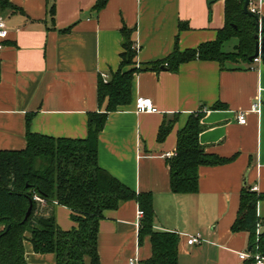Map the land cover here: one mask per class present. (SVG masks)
Returning a JSON list of instances; mask_svg holds the SVG:
<instances>
[{"label": "crops", "instance_id": "0c3cea01", "mask_svg": "<svg viewBox=\"0 0 264 264\" xmlns=\"http://www.w3.org/2000/svg\"><path fill=\"white\" fill-rule=\"evenodd\" d=\"M0 11L8 32L0 38V149H23L28 130L53 137L85 138L87 114L99 105V79L117 70L122 28L132 30L137 66L212 41L224 26V0H9ZM54 4L51 12V5ZM257 13L264 20V0ZM188 28L179 29V23ZM221 69L209 60H191L177 71L163 66L134 74L131 102L107 115L98 137V163L135 192H148L153 227L180 236L178 264H253L248 234L232 232L244 180L264 195V63ZM136 96L150 98L155 112H135ZM259 101L261 113L250 111ZM218 108H211L213 105ZM247 111L246 122L237 114ZM202 113L199 142L205 152L234 158L200 166L198 190L173 193L168 158L174 156L179 132L191 114ZM162 126L167 131L161 140ZM168 154V155H167ZM138 204L126 200L99 220L100 264H129L150 254L148 239L138 243ZM59 227L75 223L71 211L52 203ZM264 235V197L257 203ZM199 235V243L187 244ZM27 264H55L53 253H36L24 242Z\"/></svg>", "mask_w": 264, "mask_h": 264}, {"label": "trees", "instance_id": "16d2710c", "mask_svg": "<svg viewBox=\"0 0 264 264\" xmlns=\"http://www.w3.org/2000/svg\"><path fill=\"white\" fill-rule=\"evenodd\" d=\"M108 0H96L99 10ZM252 0H249L251 2ZM245 0H224V26L212 41L196 48L180 50L176 43L164 58L148 65L137 66L136 50L131 40L132 30L122 28L120 63L108 81L99 79L97 97L103 108L87 114L85 138L53 137L25 134L23 149H0V264H27L24 242L29 241L36 253H53L55 264H100L97 251L98 223L106 210L116 209L126 200H135L143 215L138 223V243L148 239L150 254L139 264H178L180 236L174 231L153 227L154 209L148 192L137 193L98 163V137L107 115L131 102L134 74L142 69L163 66L177 71L179 65L191 60L219 63L221 69L234 70L250 65L255 51L254 22L263 18L258 13L243 11ZM14 7L9 0H0V11ZM54 4L51 5V12ZM188 28L179 23V29ZM264 37V32L261 33ZM236 39L232 49L224 46ZM264 63V56L260 58ZM247 66V67H248ZM213 105L211 108H218ZM202 113L191 114L178 134L175 154L168 158L170 187L173 193H194L198 190L200 166L230 162L234 156L222 157L205 152L199 142ZM167 126H162L161 140ZM43 199L35 201L33 196ZM244 184L239 194V206L231 231L248 234V252L264 256V235L257 233L262 223L257 203L263 198ZM55 203L67 207L75 223L69 230L59 227L53 213H45ZM31 207L30 214L25 218Z\"/></svg>", "mask_w": 264, "mask_h": 264}, {"label": "built area", "instance_id": "2783aa9c", "mask_svg": "<svg viewBox=\"0 0 264 264\" xmlns=\"http://www.w3.org/2000/svg\"><path fill=\"white\" fill-rule=\"evenodd\" d=\"M257 3L258 0H252L251 2H249L248 5V9L252 12V13H257ZM8 29L7 26L5 24V21L0 17V38H5L7 35ZM260 57H256L254 58L253 61H259ZM105 81V79H103ZM134 109L135 112H155L157 111L156 106L153 104L152 100L150 98L147 97H143V96H136L134 99ZM261 104L259 101H256L254 103H252L251 107H250V111L255 112L257 114L261 113ZM246 113L247 111H239L237 114V120L239 123L244 124L246 122ZM168 155V154H167ZM252 191H256L257 187L255 185H253L251 187ZM33 199L35 201H38L40 203H43V199L40 198L37 195L33 196ZM143 212L142 210L139 208L137 210V219L140 220V218L142 217ZM259 229V226H258ZM257 229V233H259V230ZM201 241L200 236L197 235H192V236H188L187 238V244L189 245H193L196 243H199ZM239 257L241 259H245L247 257H250L253 261V264H264V256L260 255V254H254L252 255L251 253L247 252H242L239 254ZM129 264H139V260L137 257L131 258L129 260Z\"/></svg>", "mask_w": 264, "mask_h": 264}, {"label": "water", "instance_id": "95a60500", "mask_svg": "<svg viewBox=\"0 0 264 264\" xmlns=\"http://www.w3.org/2000/svg\"><path fill=\"white\" fill-rule=\"evenodd\" d=\"M248 5H249V0H245L244 6H243V11L247 14H251L252 12L248 9ZM254 28H255V38H256V43H255V51L253 53V55H251L249 57V60H254V58L256 57H263L264 56V37L261 36V33L264 32V20L260 21L259 19H257L254 22ZM246 184V180H244V183ZM31 205L29 206L25 218L30 214L31 212Z\"/></svg>", "mask_w": 264, "mask_h": 264}, {"label": "rangeland", "instance_id": "374dc122", "mask_svg": "<svg viewBox=\"0 0 264 264\" xmlns=\"http://www.w3.org/2000/svg\"><path fill=\"white\" fill-rule=\"evenodd\" d=\"M236 39H231L228 43L225 44L224 49L225 50H231L232 49V45L235 44Z\"/></svg>", "mask_w": 264, "mask_h": 264}]
</instances>
